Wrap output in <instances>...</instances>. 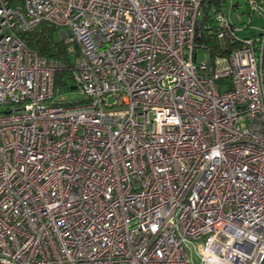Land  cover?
<instances>
[{"label": "built area", "instance_id": "built-area-1", "mask_svg": "<svg viewBox=\"0 0 264 264\" xmlns=\"http://www.w3.org/2000/svg\"><path fill=\"white\" fill-rule=\"evenodd\" d=\"M214 3L240 43L210 58L203 0H0V264H195L188 241L260 264L264 27L238 37ZM43 23L76 43L84 102L54 104L61 61L20 37Z\"/></svg>", "mask_w": 264, "mask_h": 264}, {"label": "trees", "instance_id": "trees-1", "mask_svg": "<svg viewBox=\"0 0 264 264\" xmlns=\"http://www.w3.org/2000/svg\"><path fill=\"white\" fill-rule=\"evenodd\" d=\"M212 1L214 0H203L202 18L198 19L194 37L195 47L203 46L206 48L210 58L215 55L226 54L240 43L228 32H225L222 38L216 36L215 24L209 14V6ZM56 31L57 28L53 25L43 23L30 31L21 33L20 37L30 49L38 54L61 61L62 67L54 73V104L72 105L84 102L85 98L83 96L70 99L59 97L61 90L72 89V86L76 88L73 78V66L79 52L75 42H66L60 37H56Z\"/></svg>", "mask_w": 264, "mask_h": 264}, {"label": "rangeland", "instance_id": "rangeland-1", "mask_svg": "<svg viewBox=\"0 0 264 264\" xmlns=\"http://www.w3.org/2000/svg\"><path fill=\"white\" fill-rule=\"evenodd\" d=\"M232 6L231 7V18L233 24L238 28L235 32L237 33L238 37H244L251 35V32L255 34L259 33V31L264 27V15L254 12L250 15V12L247 9L245 0H231ZM230 0H225V8L229 9L231 5ZM222 6H224L223 2H220ZM214 1L211 2L209 6V14L213 18L214 16ZM202 18V13L199 14L198 19ZM248 25L245 26L246 23ZM56 37H59L58 29L55 33ZM78 50V47H77ZM73 56V55H72ZM197 59H202V52L201 50L197 53ZM82 96L80 90L76 88L68 89V90H61L59 93V97H64L65 99H70L72 97H80ZM197 243L196 241H188L187 242V253L191 258V262L198 264L199 263V256L197 254Z\"/></svg>", "mask_w": 264, "mask_h": 264}, {"label": "water", "instance_id": "water-1", "mask_svg": "<svg viewBox=\"0 0 264 264\" xmlns=\"http://www.w3.org/2000/svg\"><path fill=\"white\" fill-rule=\"evenodd\" d=\"M71 88H75V86H72ZM260 264H264V258L261 259Z\"/></svg>", "mask_w": 264, "mask_h": 264}]
</instances>
